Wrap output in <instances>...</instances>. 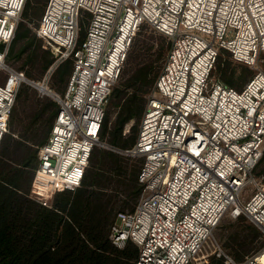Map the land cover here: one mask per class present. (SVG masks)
<instances>
[{"label": "built area", "instance_id": "2783aa9c", "mask_svg": "<svg viewBox=\"0 0 264 264\" xmlns=\"http://www.w3.org/2000/svg\"><path fill=\"white\" fill-rule=\"evenodd\" d=\"M25 3L0 0V71L7 72L0 83V145L25 78L6 63ZM85 14L89 25L80 40ZM143 25L171 46L127 149L142 158V195L133 210L116 214L109 236L119 247L137 244L135 264H188L226 216L246 218L264 233V184L246 194L264 154V72L242 89L214 75L222 49L248 65L264 54V0H48L36 28L57 57L48 74L68 58L74 67L64 94L54 92L59 111L39 148L29 195L54 208L61 191L81 185ZM226 262L264 264V243L244 260Z\"/></svg>", "mask_w": 264, "mask_h": 264}, {"label": "trees", "instance_id": "16d2710c", "mask_svg": "<svg viewBox=\"0 0 264 264\" xmlns=\"http://www.w3.org/2000/svg\"><path fill=\"white\" fill-rule=\"evenodd\" d=\"M85 17L88 18V14H85L83 19ZM21 26L22 24L18 27ZM24 34L29 35L30 29L25 28ZM83 36L84 39L86 33L83 32ZM32 46L33 43L28 42L20 49L19 54L30 50L29 60L35 63L38 57L37 49L32 50ZM224 50L226 51H221ZM45 52L48 56L46 55L41 65L40 74L28 72L29 78H41L53 62L54 56L49 51ZM221 55L220 52L217 58L219 63L222 61ZM63 63L59 65L57 72L60 74V80L66 81L71 70L68 63ZM150 72L144 69L137 81L130 84L133 90L129 92L130 95L123 104L114 126L111 125L108 114H105L101 140L109 139L112 145L123 149L131 148L135 144L136 138L124 139L123 128L130 120L140 119L141 123L144 104L139 103L142 98L139 92L142 89L137 83L151 86L155 80L151 78ZM158 75L159 72L156 79ZM222 81L234 87L232 76L223 78ZM32 91L30 85L21 83L16 95L17 102L24 103ZM122 91V88L115 87L111 96L119 95ZM36 99L30 124L25 127L30 136L17 139L12 133L4 135L0 145V264H135L139 247L128 241L124 248L119 249L110 239V228L116 216V208L113 200L106 198V191L102 189L104 186H100L101 182L104 183L107 179L102 172L95 169V166L99 167L96 156L94 157L95 148L89 159L91 166L86 168L81 185L75 190L61 191L56 197L53 209L37 205L28 197L34 170L39 162L38 149L48 140L59 111L56 101L39 96ZM15 104L9 120L10 130H14L18 120L22 119L21 110ZM132 129L136 130L135 124ZM110 154L114 158L112 168L117 169L118 156L114 152ZM138 174L139 171L136 176ZM135 191L137 195L141 193L139 185H136ZM135 207L136 205L130 210ZM210 264L225 262L224 259L218 258Z\"/></svg>", "mask_w": 264, "mask_h": 264}, {"label": "rangeland", "instance_id": "374dc122", "mask_svg": "<svg viewBox=\"0 0 264 264\" xmlns=\"http://www.w3.org/2000/svg\"><path fill=\"white\" fill-rule=\"evenodd\" d=\"M47 3L48 0H26L21 19L17 25L16 36L8 46L6 63L13 69L23 72L25 77L30 81L44 83L54 92H59V94L63 95L68 86L74 64L72 58L64 60V63L62 62L63 65L68 63L71 70L70 74L66 77V81L60 80V74L57 72L59 66L55 68L51 74H48V70L55 63L57 57L46 42L38 37L36 32V28L44 14ZM19 24H22V26L18 27L20 26ZM88 25V18L85 17L80 23V39H83L84 37L83 32L84 34L87 33ZM25 28L30 29V34H27V36L24 34ZM28 42L33 43L32 50L37 49L38 57L37 62L35 63H32L29 60L30 50L19 54L20 49ZM170 45L171 40L166 35L154 30L149 25L143 26L137 33L133 40V44L129 48L120 76L113 87H120L123 91L119 95L111 96L106 108V115L108 114L110 117V123L112 126H114L116 120H118L122 106L130 95L129 92L133 90L130 84L137 81L144 69L151 71V78H154L156 82V75L158 72L160 73L162 69V63L167 56ZM45 51H49L52 56H54L53 62L41 78H29L27 76L28 72L34 73L35 75L40 74L41 65L43 64L46 55L48 56ZM221 54L222 61L219 63L217 60L214 75L220 80L232 76L235 88H243L258 71L264 72V54L260 55L256 65H248L236 61L227 50L221 51ZM6 78L7 72L5 70L0 71V82L5 81ZM155 82H152L151 86L140 82L137 83L142 89V91L139 92L142 96V98L139 99V103L144 104V109L147 104L148 95L152 92ZM23 83L30 85L33 88V91L24 103H18L16 100V104L21 110L20 117L22 119L18 120L14 130L9 129L8 133L5 134V136H7L12 133L17 139L22 137L27 138L28 135L30 136V134L26 132L25 127L30 124L32 118L31 114L33 113V109L37 102L36 97L38 98L39 96L43 99L50 98L56 101L53 96L44 93L38 86L35 87L25 80L22 81V84ZM41 83H36V85ZM134 124L136 130L132 129ZM139 126L140 119L137 121H128L123 128L122 136L124 139H137ZM35 147L37 148L38 146L35 145ZM127 149L129 148L123 149L112 145L109 139L102 140V143L97 145L94 149V151H96L94 157L96 156V161L99 163V167L95 166V169L102 172L107 179L106 182H101L102 185L100 186H104L102 189L106 191V198H111L113 200L112 203L116 208L114 215L119 211H130V209L138 203L142 195V189L139 195H137L135 191L136 185H138V176H136V172L140 171L139 168L142 164V158L132 157L127 153ZM110 152H114L118 156L119 162L117 169L112 168V160L114 158L111 156ZM89 166H91V162ZM255 176L257 177V182L251 183L246 189V194L249 196L256 190L258 185L264 184V154L255 169ZM28 197L33 199L37 205H41L37 200L30 197L29 192ZM263 243V230L255 223L246 218L233 219L226 216L214 229L203 252L189 264H210L213 260L218 258L224 259L225 264H228L226 262L227 256H230L234 261L239 262L244 260L248 255L259 250ZM134 244L137 245L136 243ZM117 247L119 249L124 248Z\"/></svg>", "mask_w": 264, "mask_h": 264}, {"label": "water", "instance_id": "95a60500", "mask_svg": "<svg viewBox=\"0 0 264 264\" xmlns=\"http://www.w3.org/2000/svg\"><path fill=\"white\" fill-rule=\"evenodd\" d=\"M24 80L30 82V83H31L33 86H35V87H37L36 83H41V82L30 81V80L27 79L26 77L24 78ZM42 85H43V87L46 86V85L43 84V83H42ZM46 87H47V86H46ZM39 89H40V88H39ZM40 90L43 91L42 89H40ZM48 91H49V93H46V92H44V91H43V92L46 93V94H48V95L54 96V92H53L52 89H49Z\"/></svg>", "mask_w": 264, "mask_h": 264}, {"label": "bare ground", "instance_id": "6f19581e", "mask_svg": "<svg viewBox=\"0 0 264 264\" xmlns=\"http://www.w3.org/2000/svg\"><path fill=\"white\" fill-rule=\"evenodd\" d=\"M40 89H42L44 92H46V93H49V88L48 87H46V86H44L43 87V85H42V83L41 84H39V85H37Z\"/></svg>", "mask_w": 264, "mask_h": 264}, {"label": "crops", "instance_id": "0c3cea01", "mask_svg": "<svg viewBox=\"0 0 264 264\" xmlns=\"http://www.w3.org/2000/svg\"><path fill=\"white\" fill-rule=\"evenodd\" d=\"M4 82V81H3ZM0 83H2V82H0ZM54 92V91H53ZM56 93V92H55ZM53 98H54V96H53ZM139 175V174H138Z\"/></svg>", "mask_w": 264, "mask_h": 264}]
</instances>
